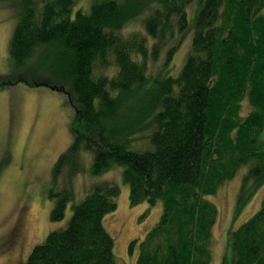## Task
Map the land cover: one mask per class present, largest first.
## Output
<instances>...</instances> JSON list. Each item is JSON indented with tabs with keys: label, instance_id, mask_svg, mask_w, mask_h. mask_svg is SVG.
<instances>
[{
	"label": "trees",
	"instance_id": "trees-1",
	"mask_svg": "<svg viewBox=\"0 0 264 264\" xmlns=\"http://www.w3.org/2000/svg\"><path fill=\"white\" fill-rule=\"evenodd\" d=\"M192 1L146 4L145 32L126 36L124 24L141 8L130 14L117 0L86 11L74 9L76 0H0L16 9L9 57L18 69L1 74L0 87L42 85L37 68L45 67L73 108L72 140L51 168L66 183L48 194L51 222L65 219L69 203L71 211L25 264H118L104 217L115 210L120 187L95 181L78 201L70 187L80 172L101 175L114 166L130 205L162 204L158 221L128 244L138 243L137 263H211L218 209L207 196L242 165L254 186L264 178V0H199L189 16ZM188 25L191 43L178 73L152 74L147 57L155 58L166 34ZM244 102L250 109L243 115ZM227 243L232 264H264V198L228 230Z\"/></svg>",
	"mask_w": 264,
	"mask_h": 264
},
{
	"label": "rangeland",
	"instance_id": "rangeland-1",
	"mask_svg": "<svg viewBox=\"0 0 264 264\" xmlns=\"http://www.w3.org/2000/svg\"><path fill=\"white\" fill-rule=\"evenodd\" d=\"M100 0H76L75 8L89 10L93 2ZM131 14H137L124 24L122 33H144L143 17L156 5V0H117ZM199 0H193L188 7L191 16ZM15 7L0 2V75L17 72L11 66L9 40L17 16ZM264 13V8H263ZM193 33L188 25L183 31L164 37V43L155 58L147 57L149 70L175 75L178 73ZM173 40V41H172ZM174 43L171 59L165 57V47ZM37 79L42 85L31 86L24 82L0 87V264H25L31 248L41 242L48 231L62 224L70 214V204L62 222H51L50 210L54 204L48 194L60 189L66 182L61 175L53 177L51 168L58 155L72 140L70 123L73 108L66 100V94L58 91L60 81L54 79L45 68H37ZM14 75V74H13ZM49 85V86H46ZM51 86V87H50ZM56 87V88H55ZM58 89V90H57ZM67 92V89H64ZM72 98L71 94H68ZM242 114L250 106L244 102ZM73 124V128L77 127ZM135 145L141 146L140 139ZM247 167H238L234 176L222 182L214 195L207 196L218 209V216L212 227L211 263L232 264L234 255L228 247L227 234L256 213L264 198V178L258 185L247 176ZM247 178V179H245ZM70 187L73 199L80 200L95 181L109 180L120 187L115 197L116 208L104 217V225L113 237L114 253L118 264H138V243L129 250V242L140 241L158 221L162 204L149 205L146 201L132 206L129 203V187L123 182L121 167L114 166L101 175L80 172L72 179ZM22 219L21 238L18 243L6 244L8 230L15 220ZM229 237V235H228Z\"/></svg>",
	"mask_w": 264,
	"mask_h": 264
},
{
	"label": "flooded vegetation",
	"instance_id": "flooded-vegetation-1",
	"mask_svg": "<svg viewBox=\"0 0 264 264\" xmlns=\"http://www.w3.org/2000/svg\"><path fill=\"white\" fill-rule=\"evenodd\" d=\"M21 226H22V219L15 220V222L10 226L8 230V236L6 238V244H13L15 242L18 243L19 239L21 238Z\"/></svg>",
	"mask_w": 264,
	"mask_h": 264
}]
</instances>
